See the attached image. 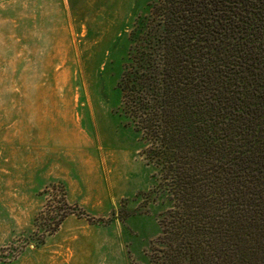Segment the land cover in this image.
I'll return each mask as SVG.
<instances>
[{"label":"rangeland","instance_id":"obj_1","mask_svg":"<svg viewBox=\"0 0 264 264\" xmlns=\"http://www.w3.org/2000/svg\"><path fill=\"white\" fill-rule=\"evenodd\" d=\"M156 0H0V264H155L174 207L124 112Z\"/></svg>","mask_w":264,"mask_h":264},{"label":"trees","instance_id":"obj_2","mask_svg":"<svg viewBox=\"0 0 264 264\" xmlns=\"http://www.w3.org/2000/svg\"><path fill=\"white\" fill-rule=\"evenodd\" d=\"M124 112L174 207L155 264H264V0H156Z\"/></svg>","mask_w":264,"mask_h":264}]
</instances>
